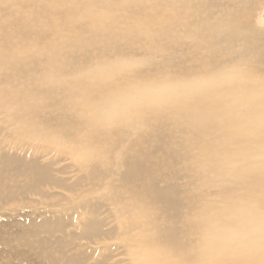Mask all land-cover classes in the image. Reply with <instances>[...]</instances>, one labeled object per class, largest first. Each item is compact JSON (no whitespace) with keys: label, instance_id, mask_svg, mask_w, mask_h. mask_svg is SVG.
I'll return each instance as SVG.
<instances>
[{"label":"bare ground","instance_id":"obj_1","mask_svg":"<svg viewBox=\"0 0 264 264\" xmlns=\"http://www.w3.org/2000/svg\"><path fill=\"white\" fill-rule=\"evenodd\" d=\"M68 1L58 0L59 4L57 3L55 7L63 9L65 18L70 19L69 17H74V9H70ZM118 1L123 8L129 4V0ZM17 2L20 5L16 4ZM173 2L132 0L131 4L143 3L142 8L149 5L145 18L129 24L127 20L121 19L115 22L117 26L112 22L108 23L107 20L113 18L115 14L104 11L94 13L89 9L86 14H90L88 17L91 22H82L85 23L84 27L82 24L73 29L69 27L64 33H61V25L64 23L57 18L56 22L54 21L55 41L30 42L31 39L27 42L26 39L23 43H20L21 41L13 43L12 40L7 42V39V43L0 42V67L23 60L26 68L25 73L17 80L10 81V84L4 77L0 80V112L3 121H14L11 122L14 141H19L23 143L22 145L28 141L31 146L38 149L36 155L43 154L46 159L53 151L62 155L61 158L58 157L61 166L50 160L45 161L43 165L40 164L41 161L38 162L40 166L31 161L11 171L12 173H1L0 201L4 210L9 212L5 215L7 217L13 215V219L18 220L20 225L25 221L24 217L28 216L32 218L31 223L45 224L47 220L37 221L33 215L31 209L36 207L35 205L24 206L28 211L21 213L23 205L20 200L25 193L33 191L36 184L41 185L47 181L48 174L53 168L54 170L57 168L59 173L60 168L65 166L66 160L70 161L67 163L72 164L70 168L77 167L81 172H85L86 184L82 183V187L80 186L82 180H77L75 187L68 185L69 188L62 189L63 186H59V192L54 191L55 194L64 193V196L71 197L86 196V194L88 196L90 193L88 191L94 188L102 192L107 181L113 176V174L110 175L111 177L105 176L106 168L110 164L115 165L116 162L122 165L123 157L130 159L134 170L143 168L147 173L157 164L163 165L164 168L170 167L172 164L168 161L150 157L153 148L162 149V145L156 143L158 140L154 142L151 138L155 124L162 122L161 125L170 127V130L181 129L182 132L185 130L189 132V135L184 136L188 141V146L182 153L184 158H180L182 170L192 176L194 183H190L189 190L186 189L183 193L182 206L174 215L178 225L170 228H161L158 225L160 220L158 217L162 215L160 211L163 209L154 201L167 199L166 202L172 200L173 204H177L179 200L174 194L172 195L173 191L170 195L165 193L169 189L158 191L159 189L153 186L156 190L151 191V185L158 182L156 176L159 175H156L152 176L154 178L150 180L151 184L145 185L148 191H151L149 195L154 201L147 197L148 191L146 194L145 186H142L145 189L141 187L148 180L129 188L134 193L133 200L126 206L119 204L121 210L127 212V216L121 218V214L116 213L115 217L119 215L117 216L119 222L114 239L127 246L132 254L133 264H264V72L260 71L264 63V30L239 29L236 26L231 28L224 23L220 25L222 20L215 18V29L212 31L202 30L203 24H200L201 31L188 29L186 31L182 28V31L175 32L173 24L177 22L173 23V20L177 17L174 15L188 12L187 10L182 12L183 8L169 10ZM228 2L230 3V0ZM156 3L164 6L162 11L158 10V12L155 9ZM200 4L199 6L202 7L203 5ZM32 6H35L32 2L23 5V0H0V12L8 9L11 13L14 12L17 18L27 22L31 20L26 19L28 12L25 11ZM214 6L216 10V4ZM219 9H222L221 6ZM184 14L183 17L177 14L181 19H178L179 24L180 21L181 24L183 23L182 18H187L188 15L184 17ZM122 15L120 12L119 16ZM132 16H135L134 13ZM5 18L6 16L0 15V33L13 35L16 31L11 29L12 24L11 28H8L9 21L12 20ZM115 19L117 21L119 17ZM150 26L157 30L165 26V33L155 34V32L152 35L147 31ZM85 30L91 33L92 37L79 39L80 34L86 32ZM147 32L148 35H144ZM16 35L17 38L22 36L20 33ZM176 48L183 53L177 58L174 55V58L172 55ZM107 53H112L114 56L111 57ZM77 58L81 60L77 61ZM154 58L158 60L167 58V62H160L164 64L159 66L165 72L154 71L155 73L151 75L141 73L144 66L139 62L142 60L145 65L149 63L146 66L155 67L157 63L153 61ZM13 67L15 69V66ZM183 67L185 72L182 75V72L177 71ZM2 72L3 70L0 69V75ZM129 130H132L131 134L128 133ZM170 130V134L175 133ZM124 131H127L125 140L122 138ZM125 142L128 145H125ZM114 155L115 157H112ZM108 157L110 160L107 159ZM123 169L125 177L129 179L131 168ZM139 173L141 174L140 171ZM147 173L143 175L151 177V174ZM124 175L118 174L120 178ZM120 178L117 183L115 182L116 184L113 183L114 180L110 183L116 193H110L106 197L112 209L117 205L114 198L124 192L116 185H122L123 190L126 188V182L121 181ZM164 183L167 189V182ZM213 187L217 188L214 198H212ZM171 188H174L173 185ZM83 189L87 193L81 191ZM33 192L45 194L39 188ZM29 194L34 195L31 192ZM144 197H147L155 207L146 204V199L142 200ZM40 198H44V195L40 194ZM10 201L17 202L12 207L13 203ZM49 201L50 206L55 204L52 199ZM43 205L46 203L43 202ZM15 206H18L16 210H14ZM175 207L172 206V209ZM41 216L45 215L41 214ZM52 222L57 223V220ZM85 224L83 228L85 231L95 225L94 220ZM16 230L23 232V229ZM69 242L67 244L73 243V241ZM29 253L28 257H30ZM16 255L27 256L20 252ZM86 256L85 259H88V254ZM24 261L29 263L27 259ZM103 261L105 262L104 259Z\"/></svg>","mask_w":264,"mask_h":264},{"label":"rangeland","instance_id":"obj_2","mask_svg":"<svg viewBox=\"0 0 264 264\" xmlns=\"http://www.w3.org/2000/svg\"><path fill=\"white\" fill-rule=\"evenodd\" d=\"M51 1H52V3H51ZM57 1L58 0H30V1L27 0V2H26V0H23V5H27L30 2H32V3L35 4V6H32L33 8L30 7L31 9L28 8L25 11V12H28L26 14V16H27L26 19L31 20L29 22L25 21L24 19L17 18L14 15V12L11 13L8 9L1 11L3 13L0 12V15L1 16H6L5 20L8 19V18L12 20V21H9L8 28H11L12 27L11 29L15 30L16 32L13 35L6 34V33H0V34H2L0 36V42L1 43H7L9 41L11 42V40H12L13 43H19L20 41H21L20 43H23L26 39H27V42H29L31 39L32 40L30 42H38L39 40H41V41H44V40L45 41L46 40L47 41H55L56 40V38H55L56 37V34H55L56 23L55 22H56L57 18H60L61 23H64L63 25H61L62 26L61 33H64L65 31L66 32L68 31L67 29L69 27L73 29L74 27L75 28L78 27L80 24H82L83 27H84V25H85L86 22H91V19L88 17V16H90V14L89 15L86 14L87 12H89V9H90V11H92L94 13H98V12L104 11L105 13L106 12H109V13L115 14V16H113V18L107 19L108 20V23H111L112 22L113 25L114 24L116 25L115 22H118L121 19L124 20V21L127 20L126 22L128 24L129 23H132V21L133 22L134 21H138L140 19L145 18L146 12L149 11V5H147L146 7L142 8L143 7V3L131 4L132 0H129V4L125 8H123V6H121V4L119 3L118 0H73V1L72 0H69L68 1L69 2V6H71L70 9H72V10L74 9L75 11L73 10L74 17H69L70 19H68V18H65L66 15L63 13L64 12L63 9H58L57 7H55V5L57 3L59 4V2H57ZM171 1H174V2L172 4V6L171 5L169 6V10L170 9H174V10L175 9H178V10L180 9L181 10L183 8L182 9V12H184L185 10H187L186 12H188V13H185L184 12L185 14L182 13V15H181V13H177V14H179L178 15L179 17H180V15L183 17V14H184V17L186 16V14L188 15L187 18L185 17L186 19L185 18L184 19L182 18V22H183L182 24H181V21H180V24H179V22H178L179 17L177 16V14L176 15L173 14L174 16L177 17V18H174L173 23H176L177 22L176 24L179 26V27H177L176 24H173L172 23L173 25H175V26H173V28L175 27V29H174L175 32L182 31L181 30L182 28H183V30H186V31H187V29L188 30H198V31H201L200 30L201 29L200 24L201 25L203 24L202 25V30H204V31H210L211 30L212 31L213 29H215L214 22L216 21V19H221L222 20V22H220V25H223V23H224L225 25H227L228 27H231V28H234L233 26H236L239 29L257 28L258 30L259 29L260 30L261 29L264 30V0H247V1L246 0H233L234 2L233 1L231 2V0H230V3L228 2L229 0H225V1L224 0H218L219 2L217 0H214V1H216L215 2V4H216V10H215V6H214L215 4H214V1L213 0H204V2L203 1L200 2V0H176L177 3L175 2V0H171ZM183 2H184L185 5H183ZM208 2H209V4H208ZM225 3L228 4V5H226ZM16 4H18V2ZM77 4H79V5H77ZM199 4L200 5H203L202 6L203 8L201 6H199ZM235 4H238V5L236 6ZM18 5H20V4H18ZM81 5H83V6H81ZM173 5L175 6V8H174ZM154 6H155V9L157 11L158 10L162 11V9L164 8V6H162L161 3L160 4L159 3H156V5H154ZM220 6H221L222 9H219ZM212 7H214L213 8L214 10L212 9ZM217 7H218V9H217ZM227 9H229V10L227 11ZM211 10L213 11V14H211L212 13ZM220 11H221V15H220ZM17 12H18V10H17ZM120 12H122V14H123L122 17L119 16L120 15ZM193 12H194V14H193ZM215 12L219 13V15H217V13H215ZM29 13L31 14V16H30ZM94 13H91V15L94 14ZM116 13H117V15H116ZM133 13H134V15L136 17L135 16H132ZM128 14H129V16H128ZM214 15H215V17H214ZM229 15H230V17H229ZM232 16H234L235 19ZM46 17H48V18H46ZM115 17H117V18L119 17V19L116 21ZM192 18H193V20L191 21ZM240 18H241V20H240ZM244 18L247 19V20H245ZM71 19H73V20H71ZM42 20H43V22H42ZM70 20H71V22H69ZM109 20H111V21H109ZM179 20H181V19H179ZM82 22H85V23H82ZM186 22H187V24H186ZM234 22H236L235 24L238 23L239 25H235ZM206 23H207V25H206ZM11 24H12V26L10 27ZM54 24H55V26H54ZM216 24L219 27V22H217ZM42 25H43V27H42ZM206 26H208V27L206 28ZM150 27H149V29H147V31L149 33L151 32L150 34H152V35L155 32H156L155 34H164L165 33L164 32L165 26L162 27L160 30H157L156 28L153 29L152 27L151 28ZM23 28H25V29H23ZM176 28H178V29H176ZM19 29L21 30V32H20ZM85 31L86 32H82L83 34H80V38L79 39H86V38L92 37L91 33H89L87 30H85ZM157 31H159L160 33L157 32ZM148 32H147V34H144V35H148ZM18 33H20L22 35V36H20V38L19 37L18 38L16 37L17 36L16 34H18ZM25 34H27V35H25ZM57 37H58V35H57ZM7 39H8V41H7ZM34 40H36V41H34ZM200 46H202V45L200 44ZM66 51H67V49H66ZM12 52H15V51H12ZM185 52L187 53V51H185ZM15 53H17V52H15ZM182 53L183 52H180L176 48L175 49V52L173 53L172 56L175 58L174 55H176V58H177L180 55H182ZM64 54H66V52ZM107 54L109 56H111V57L114 56L112 53H107ZM90 57H92V56H90ZM158 58H156V59L154 58V60H153V61H155V63H157V66H155V67L146 66L149 63H147L145 65L144 61H142V60L140 61L139 60L140 61L139 63L142 64V66H144L141 69L142 70L141 73H148V74L151 75V73H155V72H159V71L165 72V70L162 69V68H160L159 66H163L164 63H160V62H163V61H166L167 62V58L164 59V60L159 59L160 61L158 60ZM80 60L81 59H78L77 58V61H80ZM23 63H24L23 60H21V62L19 61L17 63H15V61H14L13 63L12 62L9 63L8 66L7 65L2 66L3 68L0 67V69L3 70V72L0 75V80L4 77L5 81L7 83H9V84L13 80H17L20 75H23L25 73L26 68L24 67ZM32 64H33V62L31 61V65ZM13 66H15V69H14ZM262 68L263 69L260 70V71L261 72H264V63L262 65ZM11 69H12V71H11ZM147 70H148V72H147ZM13 72H15V73H13ZM177 72H180V73L182 72L181 74L183 75V73L185 72V67H183V69H181L180 71H177ZM0 116H1L0 117V150H1L0 151V157H1V159H0V174L1 173H7V172L12 173L15 169H17L19 167L21 168V167H23V165H27V162L30 163L31 161L32 162H36L37 165H39L38 162L41 161L42 163L40 162V164L43 165V163L45 161H49L50 160V162H55L57 164V166H61V161H60V159H58V157L61 158L62 155H60L59 153L58 154L57 153H53L54 151L52 152V155H49V154H51V152H48L49 154L48 153H45L46 155H49L47 157V159H46V156L43 155V154L42 155L41 154H38L39 156L36 155V151L38 149L37 148H34L33 146H31L28 141L24 145H22L23 143H20L19 141H14V134H13V131H12V128H11V122H14V121L13 120L10 121V122L3 121L2 112H0ZM53 116H55V115H53ZM38 118L39 117H37V119ZM148 118H150V117H148ZM1 121H3V122H1ZM161 124H163V123L162 122H158V123L155 124V126H154L155 127V131H153L154 134H153V136L151 138H152V140H154V142H156L158 140V142H156V143L161 144L162 145V149H160V148H153L150 157L151 158L157 157L158 160L168 161L169 163L172 164V166H170V167H165L164 168L163 165L160 166L159 164H157V165L154 166V169L151 170V171H149L148 173L147 172H144L143 168H138V170L141 172V174H140L138 170H134L132 168V166L130 164V159H128L126 157H123L124 160L122 162V165H118V162H116V163H114L115 165L110 164L106 168L105 176L106 175H109L110 176V175L113 174L114 177L113 176L112 177L110 176L112 179L110 178L108 180L110 182L108 183V181H107V183L105 184V187H104V190H103L104 192L103 191L101 192L100 190L94 188V189H91V190L88 191V192L91 193V194L89 193L88 196H87V194H86V196L85 195H80L81 197L79 195H75L74 197L72 196L73 197L72 198L71 196H64L65 195L64 193H62L63 195L62 194L58 195V193L55 194L54 191L55 192H59V190H60V187L59 186H63L62 189H66V188H69V187H72V186L75 187V185H77V183H76L77 180L78 181L82 180V181H80L81 182V185L80 186L82 187L84 184H86V182L84 180L85 179V172H81V170L79 168H77V167H76L77 169L76 168H73V169L70 168V167H72V164L67 163V162H70V161H68V160L65 161L64 160L65 161L64 162L65 163V166L61 167L62 168V173H61V168H60V172L58 173V169L56 168L54 170V168L52 167L53 168V171L49 172L50 175L48 174V177L46 179L47 181L43 182L41 185L40 184H36L35 187L33 188V191H35L36 188H39L40 190H42L43 192H45V194L40 193L41 195H44V198H40V194H38V193L33 192L32 190H30V191H28L27 194L25 193L24 196H22V199H21L22 201L20 200L21 205H23V206H21V208H22L21 209V213H27L28 208L27 209H25V208L26 207H29L30 204H32L33 206L35 205L36 207H34L33 209H31L33 215L35 216V218H36L37 221L40 220V221L44 222L45 220H47L45 224H34V223H31L30 220L32 218H30L28 216L27 218L24 217L25 218V221H23L22 225H20L19 224L20 222L18 220L13 219L14 218L13 215L10 216V217H7L5 215V213L6 214H9V212H7V211L4 210V206L2 205V203L0 201V207H1L0 208V212H1L0 213V215H1L0 216V237H1V239H0V257H1L0 264H20V263L21 264H33L34 262H37L38 264H52V262L54 264H65V263L66 264H71V263L72 264H80V263L81 264H83V263L84 264H120V263L121 264H133L132 254H130V252L128 251L127 246L124 245V244H122V243H119L118 241H116L114 239V237H115L114 234L117 233V229H118V223L117 222H119V219L117 217L119 215H117L116 217H115V215H116V213H119V214H121L120 215L121 218H124V215L127 216V212L125 210L122 211L121 208H120V206H119V204L120 205H123L124 204L126 206L129 202L130 203L132 202L134 193L131 192L130 189H129L131 186H137L139 184H142V182L144 183L145 180L146 181L148 180L149 181V182L147 181L148 184L145 182L146 184L144 183V184L141 185V187L142 186L144 187L145 185L147 186V185H149V184L152 183L150 181L152 178H154L152 176H156V175H159V176H156L158 182L155 183V184L153 183L151 185V187H152V188H150V189H152L151 191H155L156 189L157 190L159 189L158 191H164V190H168L169 189V191L168 192H165V193L170 195L171 192L173 191L172 195L174 194V196H176L177 200H179V201H177V202H179L177 204H173L172 203L173 202L172 200L169 201V202H166L167 199H165L163 201L161 200L160 202L157 201V200L154 201L150 197V195H149V193L151 191H148V189L145 186V188L147 189L146 190V194H147V191H148L147 197L149 199L153 200L154 202H156V204H160V206H162V209L163 210H161L160 212H161V214L163 216L161 215V216L158 217L160 219L159 222H158V225L161 228H170L172 226L173 227H177L178 221H177V218L174 215L178 213L177 210L179 211L180 208H181V206H182L181 205V202L183 201V193L186 191V189L189 190V187H191L190 183H194L193 180H192V176L190 174H188V173H185L182 170L183 166L181 164V158H184L183 157L184 155L182 153L185 150V148L188 146L187 145V142H188L187 141V138L184 137V136L185 135H189V132H187V130H185V132H182L181 129H173V130H170V127L165 126V125H161ZM169 130L170 131H173L175 133L170 134ZM6 131H7V133H6ZM129 131L130 132H128V133L131 134V131L132 130H129ZM124 132L125 133L122 134L123 140L126 139V134H127V131H124ZM2 134H4V135H2ZM182 139H183V141H182ZM128 140H129V137L127 138V142H128ZM6 141H8V142H6ZM127 142H125V145H128ZM150 142L151 141H149V143ZM13 144L15 146H13ZM27 144H29V145H27ZM11 147H12V149H11ZM3 148H6V149H3ZM21 148H23V149H21ZM7 149H8V152H7ZM33 149H35V151H33ZM9 151H10V153H9ZM167 152H168V154H167ZM14 154H16L17 156H15ZM22 154H23V156L21 157ZM26 154H27V156H25ZM53 154H55V155H53ZM162 154H163V156H162ZM7 155L8 156H11L12 155V156L11 157H8ZM20 157H21V159H20ZM49 157H51V159ZM112 157H115V155L112 156ZM107 159L110 160L109 157ZM55 160H57V161H55ZM3 163L5 165H3ZM12 163L13 164L15 163L14 164L15 167H14V165ZM16 163L17 164L19 163L18 166H17ZM103 163H105V162H103ZM12 166H13V168H12ZM65 167H67V169ZM128 167L131 168V170H132V172H129V175L131 174V176H130L129 179L125 177V175H124V172L125 171H123L124 170L123 168H126L127 169ZM111 168H112V170H111ZM157 169H158V171H157ZM142 172L144 174H146V173L147 174H151L150 175L151 177H147V176L143 175ZM119 173H121V174L123 173L124 176L122 178H120V176H118ZM133 173H134V175H132ZM188 175H189V177H188ZM134 176H136V177H134ZM143 176H145V177H143ZM169 176L172 179H174V180H172ZM118 178H120L121 181L124 180L126 182V188L123 190L122 185L121 186L120 185H116L118 188H120V190H122L124 192L119 193L117 191L120 195H119V197H115L114 198V202L117 203V205L115 206L114 209H112V207L108 204V201H107V198L106 197L110 193H116V191L113 190V187L110 185V183L113 180H114L113 183H115V182L117 183L118 182ZM15 179L16 180H22L21 178H15ZM61 179H63L62 182H61ZM65 179H66V181H65ZM165 179H167V180H165ZM137 180H138V182H137ZM164 181L167 182V185H168V188L167 189H165V183H164ZM63 183H64V185H61ZM72 183H73V185H72ZM82 183H83V185H82ZM68 185H69V187H68ZM106 185H107V187H106ZM172 185H173L174 188H171ZM153 186L156 189H154ZM158 187H160L162 190L160 188H158ZM145 188H143V189H145ZM81 191L86 192V190H84V189L81 190ZM81 191H78V192H81ZM216 191H217V188L213 187L212 188V192H213L212 198H214L213 196H214V194H216L215 193ZM30 192L33 193L34 195H30L29 194ZM103 194H105V195L103 196ZM127 194H128V196H127ZM91 195H92V198H91ZM96 195H98V197H96ZM179 195H181V196H179ZM62 196L64 197V199H63ZM147 197H144V199H142V200H145L146 199L145 200V202H147L146 204H150V205L154 206L153 204H151L149 202V200H148ZM49 199H52V202L55 203L53 206H50L51 203H50ZM69 199H70V201H69ZM80 199H82V200H80ZM47 200H48V202H47ZM41 201H42V203H41ZM10 202H9V204H10ZM16 202L17 201H12L11 202V203H13L12 204V207H13V205ZM43 202H45L46 205H43ZM78 202H80V203H78ZM81 202L83 203V205H82ZM78 204H80V205H78ZM84 205H85V207H84ZM171 205L173 207H175V205H176L175 208H177V209H175V208L172 209V206ZM24 206H26V207H24ZM108 206H110L111 208L108 207ZM12 207H11V209H12ZM89 207H91V208H89ZM17 208H18V206H15L14 207V210H16ZM75 208H76V210H75ZM110 210H111V212H110ZM165 210H166V212H165ZM173 210H174V212H173ZM81 211H82V213H81ZM86 211H88V212H86ZM36 212H38V213H36ZM111 213H113V214H111ZM172 213H174V214H172ZM41 214L45 215L44 216L45 218L43 216H41ZM76 214H78V215L79 214L80 215L82 214V216H80V215L78 216ZM165 214H166V216H165ZM16 217L18 218L19 216H16ZM165 217L168 218L169 221ZM84 218H85V221H84ZM158 218H156V220ZM56 220H57V223L52 222V221H56ZM93 220H94V224L95 225L92 226L91 228L88 227L87 228V231L83 230V228L86 226V224L84 225V223H87V221L88 222H91ZM166 220L168 221V223H167ZM78 221H79V223H78ZM9 223H10V225H8ZM164 223H166V224H164ZM13 224H14V226H13ZM79 226H80V228H79ZM16 229H23V232L22 231L20 232V231H18ZM32 229H33V231H32ZM63 233H65L64 234L65 237H64ZM96 233H98L99 235H94ZM112 235H114V236L113 237H110ZM70 238H71V240H70ZM69 241L70 242L73 241V243L72 244H67ZM68 247H70V248H68ZM121 250H123V251H121ZM125 250H127V251H125ZM17 252H20L21 254H24L25 253V255H27L28 252H30L29 253V256L30 257H28V255L27 256H24V255L18 256V255H16ZM57 254H59V255H57ZM87 254H88L89 257H88V259H85V258H87V256H86ZM82 256L84 258H82ZM71 257H72V259H71ZM23 258L29 260V263H26L24 261L25 259H23ZM102 258L105 260V262L103 261ZM78 259H80V260H78ZM100 260L103 263H101ZM18 261H20V263Z\"/></svg>","mask_w":264,"mask_h":264}]
</instances>
